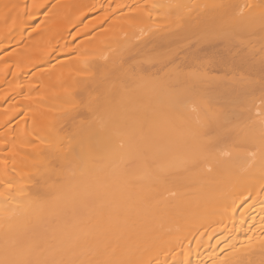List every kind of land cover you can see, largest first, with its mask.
<instances>
[{
  "label": "bare ground",
  "instance_id": "1",
  "mask_svg": "<svg viewBox=\"0 0 264 264\" xmlns=\"http://www.w3.org/2000/svg\"><path fill=\"white\" fill-rule=\"evenodd\" d=\"M89 1L55 0L30 27L38 0H0L2 40L18 46L1 57L0 122L17 115V77L46 101L25 104L37 138L24 120L10 130L24 140L0 144V264H264V0ZM140 19L148 30L127 27ZM64 33L110 52L79 75L65 47L32 56ZM57 94L78 111L44 112Z\"/></svg>",
  "mask_w": 264,
  "mask_h": 264
},
{
  "label": "rangeland",
  "instance_id": "2",
  "mask_svg": "<svg viewBox=\"0 0 264 264\" xmlns=\"http://www.w3.org/2000/svg\"><path fill=\"white\" fill-rule=\"evenodd\" d=\"M9 1V3L12 1V0H8ZM46 1H48V0H38V2L36 3V5L34 6V9H32V11H31V13H27V14H25V16H24V18H23V20H25L26 18H28V17H30V16H34L36 13V15H38V17L37 18H35V20L34 21H32L31 23H30V27H33L34 26V24L35 23H37L38 21H39V19H41V17H43L42 15H44L45 13H46V10L48 9V6L50 5V4H53L54 2H55V0H51L49 3H48V5L46 4V6H44V8H41L39 11L38 10H36V7L37 6H39L40 4H42L43 2H46ZM87 1H89V0H87ZM97 0H95V2H96ZM134 1H136V0H134ZM90 3L88 4L87 2V4L85 3V5H82L81 7H84V8H88V7H90V5L92 6V4H91V1H89ZM136 3H138L137 1H136ZM136 3H134V6H135V8L137 7L136 5ZM141 4V3H140ZM139 5V4H138ZM13 6L14 5H12L11 3H10V7L11 8H13ZM138 10V9H137ZM90 17V16H89ZM88 16H87V18H85L84 19V21L85 20H87L88 18H89ZM74 18V19H73ZM70 19L71 20H73V21H77L78 20V18H77V16H73V17H70ZM89 20V19H88ZM87 20V21H88ZM139 20V19H138ZM137 20V22H132V23H130L129 25H127V27L128 26H130L131 27V29H132V26L134 25H136V27L137 28H133V30H136L137 32L139 31L140 32V30L142 31V30H144L145 29V21H144V19L143 20H141L140 19V21H143L142 23H140V21H138ZM70 21V20H69ZM68 20H65L63 23L65 24V25H67V24H70V22H69ZM86 22V21H85ZM22 23V22H21ZM144 23V24H143ZM63 24V25H64ZM80 24H81V22H80ZM79 24V25H80ZM155 25V24H154ZM157 26V27H156ZM156 26H151V27H149L150 29L152 28V29H154V27H156L155 29H159V28H161L162 26L161 25H156ZM159 26V27H158ZM161 26V27H160ZM130 27H129V29H130ZM148 28V27H147ZM146 28V29H147ZM145 29V30H146ZM128 30V29H127ZM148 30V29H147ZM130 31V30H129ZM71 32H74L73 30L71 31ZM119 33H120V31H118ZM7 34H11V35H13L14 36V31H13V28H12V30H7V31H0V35H1V38H0V59H1V57H3L4 56V54H5V52L6 53H8V51H10V50H13L14 48L16 49L18 46H16L15 45V43H16V39L13 37V36H10V38L9 39H4V40H2V35H7ZM68 34V33H67ZM65 36V33L64 34H62V35H60V36H56V39H54V40H52V41H49L48 42V44H49V46H47V45H45V50H43V51H41V50H34L33 52H32V56L33 57H36V58H38V57H42V56H47V54H48V52H50V50H52V55H56V52H55V50H58L59 48H61V47H65V48H67L68 49V53H67V56H70V58L72 59V61H74V66L73 65H71V67L69 68V69H71L72 68V66H73V68H75V70H76V68L78 69V67H79V69H80V64H81V67L83 68L84 66L83 65H87V64H89L90 62H92V60L93 61H95V60H97V59H101V60H104L105 59V57L108 55V53L110 52L109 51V49L107 50V48L108 47H106L107 45H108V41H105V40H101L100 41V44L101 45H104V46H100V45H98L97 47H96V49H94V50H90L89 52H86V50L84 49V48H82V49H80V50H78V51H76V43H77V41L79 40V37L78 38H75L74 40H72V42H69V41H65V39L67 40V38L69 39V37H70V35L68 36ZM42 44V43H41ZM11 46H13L12 48H11ZM5 47V48H4ZM38 47H40V46H38ZM105 47H106V49H105ZM36 48V47H35ZM34 48V49H35ZM101 48V49H100ZM100 49V50H99ZM106 50V51H103V50ZM104 52V53H103ZM106 53V54H105ZM103 54V55H102ZM66 56V57H67ZM103 56V57H102ZM61 57H65V55L63 56H58L57 58H61ZM17 59H19L18 57H17ZM5 60H0V68L1 67H4V66H9V70H13L12 68L13 67H10V63H9V61H7V62H4ZM80 61V62H79ZM83 61H85L84 63H83ZM82 62V63H81ZM76 63H78V64H76ZM27 64V63H26ZM83 64V65H82ZM46 65V64H45ZM45 65H41V66H37V68H35L32 72L30 71L29 73H33V72H35V70L36 69H39L40 68V70L45 66ZM79 65V66H78ZM76 66H78V67H76ZM78 69V70H79ZM36 71H38V70H36ZM40 72V71H39ZM42 72V71H41ZM75 72V71H74ZM80 72V71H79ZM28 72H27V74L25 75V76H27V79H28V77L31 75V74H29ZM36 73H38V72H36ZM69 73H72V70H69ZM76 73H77V70H76V72L75 73H73L74 75H76ZM81 73V72H80ZM80 73H77V75H79ZM34 74V73H33ZM39 74V73H38ZM29 75V76H28ZM24 77V75L22 76V78ZM81 77V76H80ZM21 78V76L20 77H17L16 79H18L19 81H16V80H14L15 78H13V80L14 81H10L11 83H10V88H9V92L11 93V97H12V99L14 98V97H18V99H16V98H14V100L12 101V102H10L9 104H7L9 101H7L6 102V104L5 105H7V111L6 112H10V111H13V110H15V112L17 113V115L14 117V118H12L11 120H12V122L10 121V124H3L2 122H0L1 124H0V133L1 132H3L1 135H0V144H2V142L3 143H5L6 142V144L8 143V146L7 147H9V145L12 143H14V140L16 141V140H18L20 137L19 136H21L22 137V135H20L21 133H18L19 131L18 130H20L21 128H23V126L24 125H26L27 124V126L25 127L24 126V131H22V132H24L23 134H25V136H23V137H25V138H27V136L29 137V138H31V137H33V138H37V135L35 134V132L34 131H30V130H33V128L31 127V125H33V127L37 130V128H39L40 127V125L39 126H37V128L35 127L36 125H34V123H31V125L29 126V124H28V121H26V115H25V109H26V105L25 104H27L28 102L27 101H29V103H28V105H32L33 107H35L34 105H35V102H36V104H38L37 106H38V108L39 107H41V106H43L42 107V109L43 108H45L46 106H45V104H46V101H44L43 100V97L42 96H39L38 94H36V95H38V97L36 96V95H34L33 97H35L36 99L38 98L39 99V103H37V100L35 101L34 99L35 98H33L32 100H33V102H34V104H31L32 102H30V100L28 99V100H26L27 98L24 96V94H27V92H26V90L24 91L23 89H25V87L23 86V82H25L26 80H25V78H23L22 79ZM30 79V78H29ZM28 79V80H29ZM28 82V81H27ZM26 82V83H27ZM5 84H7V83H5ZM37 84V83H36ZM35 84V85H36ZM33 86L32 84H30L29 83V85H25L26 87H28V86ZM12 86V87H11ZM2 87H5V85H0V89L2 90ZM8 87V86H7ZM34 87V86H33ZM35 91H38V89H40L38 86H35ZM38 88V89H37ZM34 89V88H33ZM41 90V89H40ZM39 90V91H40ZM19 91H20V94H19ZM77 92V91H75V90H72V92ZM18 92V93H17ZM42 92L43 91H41V94H42ZM73 92V93H74ZM36 93H40V92H36ZM72 93V95L73 96H76L77 94H79V92L78 93H75L76 95H74ZM44 94V93H43ZM69 94H71L70 92H69ZM69 94H65L66 96L68 95L69 96ZM1 95V94H0ZM53 96L52 97H54L55 95L54 94H52ZM57 95H58V97H57ZM56 95V98H52V97H50V98H52L51 99V101L52 102H50L51 103V105H50V107H47L46 108V110H44V112L45 111H48L47 109L49 108V110L50 109H53L52 111H54L55 109H56V111L55 112H60V115L63 113L64 115H67L66 114V111H67V113H68V111H72V107L74 106V105H72L73 103H74V99H76V100H78V98L80 97L79 95H81V93L79 94V95H77V97L76 98H74V99H70V97H67V98H62V96H61V98L59 97V94H57ZM62 95V94H61ZM43 96H45V98H46V95H43ZM65 96V97H66ZM71 96V95H70ZM84 96V95H83ZM48 98H46V100H48V99H50L49 98V96H47ZM85 97V96H84ZM44 98V99H45ZM69 98V99H68ZM73 98V97H72ZM86 98V97H85ZM79 99H81V100H79V105L77 104V102H76V106H79L78 107V110H80L79 112H80V115L79 116H81L78 120H76V121H78L79 123H76V122H74V124L76 125V124H80V122H82L81 121V119H83L82 118V116H83V114H84V116H85V112L87 111V110H84L85 109V104L88 106V104H87V101H85L86 103H84V98H82V96H81V98H79ZM87 99V98H86ZM31 100V101H32ZM88 100V99H87ZM48 101H50V100H48ZM47 101V102H48ZM72 101H73V103H72ZM4 100H3V102H0V108H3L4 106H3V104H4ZM27 102V103H26ZM49 104V103H48ZM47 104V105H48ZM53 105V107H51ZM36 106V107H37ZM75 106V107H76ZM28 107V106H27ZM75 107H73V108H75ZM76 110H77V107H76ZM76 110H75V112H76ZM77 110V111H78ZM43 111V110H42ZM62 112V113H61ZM74 112V111H73ZM84 112V113H83ZM52 113H54V112H52ZM83 113V114H82ZM0 116L2 117V118H5V115L7 114V113H5V110H1L0 109ZM62 114V115H63ZM69 114V113H68ZM54 116H55V114H53ZM63 115V116H64ZM24 116H25V118H24ZM63 116H61L60 118H64ZM68 116V115H67ZM58 117H59V115H58ZM66 117V116H65ZM86 117V116H85ZM84 117V119H86ZM87 117H88V115H87ZM1 118V119H2ZM56 118H57V115H56ZM26 121L25 123L26 124H22V123H24L23 121ZM80 120V121H79ZM85 121V120H84ZM86 121H87V119H86ZM85 121V122H86ZM18 122H20L21 123V125H20V123H18ZM15 123H18V124H16L15 125ZM83 123V122H82ZM41 124V123H40ZM75 125H74V127H73V131H72V126H73V124H72V126H71V129H68L69 127H67L66 129H65V131L67 130V132L69 131V132H71L72 131V133H74V135H76L75 134V131L77 132V133H79V131L81 130V129H78L77 128V126L78 125H76V129H75ZM82 125V124H81ZM81 125H80V127H81ZM85 125V124H84ZM83 125V126H84ZM87 125V124H86ZM12 126V127H11ZM16 126H20V129H19V127H18V129L16 128ZM28 126L30 127V128H28ZM68 126V125H67ZM83 126L81 127V128H83ZM14 127H15V129H14ZM42 127L43 126H41L40 128L42 129ZM14 129V130H16V131H18L16 134H15V131H13V134H15L14 136H17L16 137V139H15V137L13 138L12 137V129ZM46 128V127H45ZM44 128V130L46 131V129ZM65 128V127H64ZM85 128V127H84ZM6 129H9V130H7V131H10V133H7V131H6ZM34 129V130H35ZM74 129H75V131H74ZM22 130V129H21ZM44 130H41L40 131V129H38V131L40 132V134L41 133H44V134H41L42 136L43 135H45V136H43L44 138L45 137H48V136H46V134H48V132L46 131V133L45 132H43ZM71 130V131H70ZM63 131H64V129L62 130V132H58V135H60L59 133H61V135H63ZM81 131H83V129L81 130ZM33 132V133H32ZM66 132V134L68 135V133ZM72 133L70 134L69 133V135H71V136H69V137H72V136H74V135H72ZM5 134V135H4ZM8 134H10V135H8ZM12 134V135H11ZM27 135V136H26ZM33 135V136H32ZM41 135H39L38 134V136L40 137ZM3 136H5V138H1V137H3ZM10 136V137H9ZM6 137H7V139H6ZM22 137V138H23ZM50 137V139H52V137L51 136H49ZM11 138V139H10ZM14 140H13V139ZM11 141H10V140ZM6 140V141H5ZM7 140H8V142H7ZM24 140V139H23ZM22 139H19L18 141H23ZM18 141H17V146H18ZM10 143V144H9ZM22 143V142H21ZM15 144V145H16ZM14 145V146H15ZM21 145V144H20ZM4 147H5V145H4ZM7 147H5V149L2 151V153L5 151H10L11 150V148L9 149V148H7ZM21 147V146H20ZM14 149H15V147H14ZM18 148L16 147V149L15 150H17ZM2 150V149H1ZM12 152H13V150H11V153H9V155H10V157H12L11 156V154H12ZM6 155H8V154H6ZM5 155V156H6ZM0 157H2V158H4L3 157V155H1V151H0ZM8 158H6L5 157V159H3V160H5V162H6V164H5V162L3 163L2 161H1V158H0V168L2 167V170L4 171V169L6 170V171H10V167H11V164H10V160H11V158H9V162H7L8 160H7ZM53 159H55V158H51V161L53 160ZM56 160V159H55ZM54 160V161H55ZM54 161H52V162H54ZM34 164L35 163H33V165L32 166H34ZM2 165V166H1ZM4 165V166H3ZM31 166V167H32ZM5 167V168H4ZM55 169H57L56 170V173H60V175L64 172V174L65 173H67V174H69L68 172L69 171H71L72 169L69 167V169L68 168H66V169H60L59 167H58V165H57V167L55 166ZM1 169H0V172L2 171ZM30 170H32V168L30 169ZM66 170V171H65ZM10 172H12V169H11V171ZM10 172H9V174H10ZM29 172V171H28ZM72 172V171H71ZM14 173V172H13ZM12 174V173H11ZM10 174V175H11ZM66 174V175H67ZM70 174H73V173H70ZM0 175H1V173H0ZM14 175V174H13ZM16 175V174H15ZM14 175V177H18V176H15ZM29 175V174H28ZM30 175H32L31 174V172H30ZM59 174H56L55 176L56 177H59L60 176ZM54 176V180H58L59 178H56ZM62 176V175H61ZM69 176V175H68ZM34 180H35V178H34ZM37 180V179H36ZM60 180V179H59ZM58 180V181H59ZM38 181V180H37ZM37 181H35V182H37ZM54 183H55V181H53ZM59 183V182H58ZM58 183H57V185H58ZM39 184H41L40 182L38 183V185ZM78 185V184H77ZM36 186H37V184H36ZM39 186H41V185H39ZM38 186V187H39ZM75 187L76 188H78L76 185H75ZM46 197L45 196V194H42V197Z\"/></svg>",
  "mask_w": 264,
  "mask_h": 264
}]
</instances>
